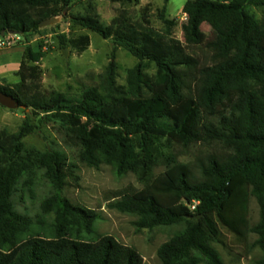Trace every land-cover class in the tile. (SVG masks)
I'll use <instances>...</instances> for the list:
<instances>
[{
    "label": "trees",
    "instance_id": "obj_1",
    "mask_svg": "<svg viewBox=\"0 0 264 264\" xmlns=\"http://www.w3.org/2000/svg\"><path fill=\"white\" fill-rule=\"evenodd\" d=\"M84 1L0 0V38L16 32L27 41L45 30L41 22L69 18L112 45L99 85L76 95L41 92L43 54L30 47L23 50L18 82L0 84V93L25 108L18 132L5 139L0 134V162L7 161L0 168V264H143L134 248L112 236L91 238L98 216L65 196L74 167L64 153L26 151L24 140L37 124L52 120L79 148L81 163L95 169L110 165L118 178L136 176L142 188L115 193L107 205L136 217V232L183 225L157 249L160 264H224L215 247L220 226L239 240L255 236L251 248L261 253L257 264H264V13L257 19L249 12L264 10V0H187L183 42L173 37L176 23L164 11L163 31L147 18L106 26L89 14L71 13ZM203 24L216 39L201 60L187 48L204 44ZM67 44L82 54L90 39L79 36ZM118 48L137 60L124 85L117 83ZM173 146L211 152L183 163L168 151ZM157 167L163 171L154 176ZM40 181L49 187L40 211L52 217L44 236L35 229L43 222L34 223L13 203L18 188L32 194ZM252 199L258 207L255 224Z\"/></svg>",
    "mask_w": 264,
    "mask_h": 264
},
{
    "label": "rangeland",
    "instance_id": "obj_2",
    "mask_svg": "<svg viewBox=\"0 0 264 264\" xmlns=\"http://www.w3.org/2000/svg\"><path fill=\"white\" fill-rule=\"evenodd\" d=\"M187 0H140L138 4H117L108 0H85L74 6L72 14H89L106 26L117 19L127 18L132 21H140L147 18L151 27L158 31L164 30V25L159 19V14L164 11L168 20L176 23L172 30L174 38L183 42L181 25L185 21L182 8ZM249 12L257 19H261L264 10L250 8ZM40 34L24 41L21 40L10 49L0 50V65L12 71L8 61L10 58L19 59V54L25 47L34 51L40 50L43 58L38 64L41 72L40 90L45 95L53 92L63 93L68 96L78 94L85 87H97L100 75L109 62L112 45L99 35L74 25L71 19L56 22L55 25L44 28ZM205 35V42L199 48H187V52L196 54L201 60L204 59L206 47L216 39L214 32L206 25L201 26ZM88 36L90 45L82 54L77 53L71 47H67L70 39ZM67 49V59L63 51ZM118 64L117 83L125 84L126 74L137 60L124 50L118 48L115 51ZM0 67V68H1ZM152 68L149 74H153ZM18 81L17 72L10 75L9 79H1L0 84L11 85ZM24 121V115L20 109L10 111L0 105V134L3 138L18 132ZM38 129L34 134L24 140L26 151L45 152L57 150L64 153L67 162L73 168V174L69 178V186L64 194L68 200L76 206L96 212L98 218L94 224V234L100 236H112L123 245L134 248L142 257L143 264H160L157 249L183 229V225L171 227H158L153 230L136 232L133 223L136 217L118 213L107 208L110 198L115 193L123 191H137L142 188L134 174H127L118 178L110 165H101L98 169L90 168L79 161V148L75 146L65 133V129L59 122L43 121L38 123ZM168 151L174 153L180 162L192 163L197 156H204L211 152L209 149L197 146L189 149L173 146ZM7 161L0 162L2 171L6 169ZM163 171L162 167L154 169V176ZM22 182H24L22 180ZM49 187L45 181L36 184L32 194L18 188L13 196V203L17 212L31 217L34 223L42 221L41 228H35L44 236L47 234V226L52 222L51 216H44L40 211V203L48 194ZM258 220V207L254 199L250 202V222L255 224ZM221 243L216 244L224 264H257L261 257L258 249H253L252 244L255 236L247 240H239L220 226Z\"/></svg>",
    "mask_w": 264,
    "mask_h": 264
},
{
    "label": "water",
    "instance_id": "obj_3",
    "mask_svg": "<svg viewBox=\"0 0 264 264\" xmlns=\"http://www.w3.org/2000/svg\"><path fill=\"white\" fill-rule=\"evenodd\" d=\"M58 21H59L58 19L45 20L39 24V28L44 29L46 27L53 26ZM9 34L10 35H18V33H16V32H10ZM4 35H5V33H2L1 37H3ZM67 52H68L67 49H65L63 51V56L65 57V59H67ZM0 105L4 108L10 110V111H15L18 109H20V110L25 109L24 106L20 105L19 102L16 101L13 97L6 95L4 93H0ZM197 219H199V217H197Z\"/></svg>",
    "mask_w": 264,
    "mask_h": 264
},
{
    "label": "built area",
    "instance_id": "obj_4",
    "mask_svg": "<svg viewBox=\"0 0 264 264\" xmlns=\"http://www.w3.org/2000/svg\"><path fill=\"white\" fill-rule=\"evenodd\" d=\"M22 38L19 35H6L0 38V50L10 49L14 47L17 43H20ZM197 203L191 206V210H194Z\"/></svg>",
    "mask_w": 264,
    "mask_h": 264
},
{
    "label": "crops",
    "instance_id": "obj_5",
    "mask_svg": "<svg viewBox=\"0 0 264 264\" xmlns=\"http://www.w3.org/2000/svg\"><path fill=\"white\" fill-rule=\"evenodd\" d=\"M22 54H23V52L22 53H20L19 54V59H15V58H10L9 56H8V59H7V61L12 65V66H14L13 68H12V71H10V70H7V69H5V66L2 68L1 67V65H0V78L1 79H9V77H10V75H12V74H14V73H16L17 71H18V68H19V64H20V61H21V57H22ZM18 82V81H17ZM17 82H15V83H17ZM14 83V84H15Z\"/></svg>",
    "mask_w": 264,
    "mask_h": 264
}]
</instances>
